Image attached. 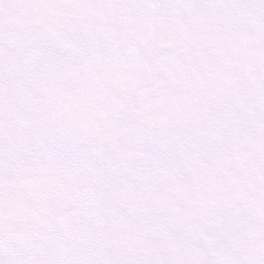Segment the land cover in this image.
<instances>
[{"label":"snow or ice","instance_id":"snow-or-ice-1","mask_svg":"<svg viewBox=\"0 0 264 264\" xmlns=\"http://www.w3.org/2000/svg\"><path fill=\"white\" fill-rule=\"evenodd\" d=\"M0 264H264V0H0Z\"/></svg>","mask_w":264,"mask_h":264}]
</instances>
